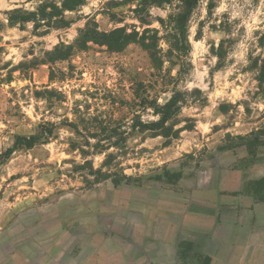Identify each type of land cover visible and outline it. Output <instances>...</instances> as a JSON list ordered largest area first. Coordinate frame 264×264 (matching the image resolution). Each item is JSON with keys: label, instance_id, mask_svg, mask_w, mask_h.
Masks as SVG:
<instances>
[{"label": "rangeland", "instance_id": "obj_1", "mask_svg": "<svg viewBox=\"0 0 264 264\" xmlns=\"http://www.w3.org/2000/svg\"><path fill=\"white\" fill-rule=\"evenodd\" d=\"M49 4L0 0V264H174L181 242L187 264H264V204L222 197L264 195V0H199L188 48L180 0H84L65 26ZM14 10L28 21L10 25ZM173 92L169 136L141 126ZM18 136L38 139L7 154ZM213 204L214 228L188 212Z\"/></svg>", "mask_w": 264, "mask_h": 264}, {"label": "trees", "instance_id": "obj_2", "mask_svg": "<svg viewBox=\"0 0 264 264\" xmlns=\"http://www.w3.org/2000/svg\"><path fill=\"white\" fill-rule=\"evenodd\" d=\"M182 3V10L179 13V15L176 17L175 26L178 30V38L177 42L181 44V48H188V41L187 37L185 35V24L188 21L192 11L197 7V4L199 0H180ZM140 5H150V4H161L166 2V0H139ZM84 0H60V8L57 7L54 4L44 5L41 9L42 17H50L53 18L54 16H60L59 23L63 24L64 26L68 24V21L64 19V16L62 14L63 11H72L75 8L83 5ZM47 8L50 9V12L46 14ZM19 14H26L23 13L20 10H14L11 12V16L8 19V22L10 25H13L14 22H25L28 21V18L24 15ZM15 15H19L16 16ZM161 21V20H160ZM162 22V21H161ZM146 34L154 32L147 29L144 31ZM119 31H113L109 34L105 33H98V32H89L87 29L81 32V38L85 41H91V42H102V44L108 46V47H115V48H122L125 45H127L130 42H134V40L131 38L130 35H125L123 32V35L119 34ZM120 35L119 39H113L116 35ZM103 39V40H102ZM140 45L143 47V49L148 53V56L150 58V61L152 62V65L155 69H160L163 66V61L160 54V51L158 50V41L156 36L155 37H148L145 38L144 36L139 39ZM218 59L221 57L219 55ZM264 80V76H262L261 82ZM184 102V99L179 95L178 92H173L171 97L163 104V106H160L156 108L155 112L160 116L159 120L153 123H147L143 124L141 126L148 128L150 130H154L156 135H162L163 137H167L170 134V131L167 127H165V124L173 119L178 113V109L180 107V104ZM43 130V129H42ZM43 134L45 133V130L43 131ZM37 137H22L18 136L15 139L14 145L12 149H9L7 151V154L10 152H13L12 150L17 149L18 147H26L31 148L34 146V144L37 142Z\"/></svg>", "mask_w": 264, "mask_h": 264}, {"label": "crops", "instance_id": "obj_3", "mask_svg": "<svg viewBox=\"0 0 264 264\" xmlns=\"http://www.w3.org/2000/svg\"><path fill=\"white\" fill-rule=\"evenodd\" d=\"M253 180H264V176L257 178V179H253ZM228 195H231L230 197H233L232 199H237V197H245L248 200H250L252 202V204H264V195H259L257 192L255 191H249V190H244V188H240L236 191H227V190H222V197H228ZM223 200V198H222ZM216 204H213V207H208L207 210H198V211H193L190 210L188 211L190 215L195 216L196 220H200L203 222L206 221H211L213 228L214 225H216L217 220H216ZM188 214V215H189ZM222 225V222H220ZM204 228H206L207 230H209V227H207V225L204 226ZM213 238H216V242L218 243H222L221 239H219L218 237L213 236ZM193 245V242H186L183 243L181 242L180 244L177 245V259L174 262V264H187L186 263V259L184 256H182V252H187L189 251L187 246ZM202 262L200 264H213L214 259L213 257H211L210 255H202ZM185 259V260H184ZM156 262V260L154 261ZM110 264V263H109ZM113 264V263H111ZM132 264H134V262H132ZM137 264H144L143 261H139V263ZM156 264V263H155ZM194 264H199V263H194Z\"/></svg>", "mask_w": 264, "mask_h": 264}]
</instances>
